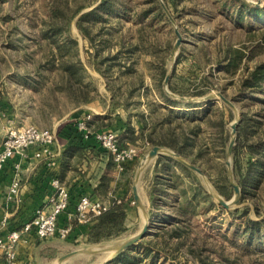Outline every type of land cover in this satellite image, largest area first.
<instances>
[{
	"label": "rangeland",
	"instance_id": "obj_1",
	"mask_svg": "<svg viewBox=\"0 0 264 264\" xmlns=\"http://www.w3.org/2000/svg\"><path fill=\"white\" fill-rule=\"evenodd\" d=\"M121 1L127 10L115 12L107 20H95L89 27L94 36V45L89 46L75 26L76 18H72L68 29L65 28L66 22L76 8L83 6L82 14L96 7L101 0H0L2 113H10L9 103L16 106V110L22 108L15 117L21 125L11 127L27 124L41 130H51L75 106L95 101L106 103L109 96L116 97L122 103L126 100V108L131 116L142 114L144 117H161L165 113L163 109L153 113L156 106L165 103L158 92L161 88L168 97L167 92L177 98L196 99L195 102H185L170 97L178 103H188L197 109L209 106L213 122L222 117L224 128L229 133L227 147L231 139V125L235 122L238 125L243 115L256 123L257 135L261 134L264 129V83L260 91L250 96H242L237 91L241 78L264 60V20L258 22L244 18L239 25L231 21L235 15L231 7L226 10L222 6V0H155L160 7L161 3L164 4L174 20L172 25L162 7L165 18L162 16L151 22L150 16L140 19L142 11L156 10L154 0H117L116 11L120 9ZM243 1L264 9V0ZM84 22L88 25L87 20ZM175 28L181 35V42L172 58L171 51L176 41ZM95 51H98L97 59H107L100 65L104 75L94 70L89 63V55ZM232 52H240L242 55L234 73L223 66ZM224 53L228 54L225 56L227 58H223ZM162 63H165V78L169 75V81L165 86L164 78L161 86L157 87L153 79L158 75ZM169 84L175 92L169 89ZM195 88L204 90L206 94L195 96ZM130 90L132 94L128 96ZM217 93L229 100L234 109L217 97L209 104L202 100L207 95ZM185 105L178 106L176 112L185 113L188 110ZM35 108L40 112L37 116ZM228 110L232 112L231 118ZM177 120L172 124L178 126L177 130H180L179 127L188 130L197 123L187 125L180 118ZM201 129L203 131L199 133L198 139L201 144L208 143V146V136L215 138L217 131H220L217 127L208 130L202 124ZM137 147L139 154H145L146 147L141 144ZM199 149H204V146L189 150L186 157L180 156L201 171L202 176L189 169L201 179L203 189L208 191L219 208H214L216 204H212L208 213L194 216L190 222L193 230L180 250L161 257L150 254V259L141 260V264H264L262 234H259L261 239L258 248L246 246V236H243L246 218H256L251 210L253 201L262 212L264 197L258 200L253 198L242 205L238 202L231 204L233 196L225 200L217 191L215 183H218V177L224 175L225 167L230 185L226 166L227 150L223 159L217 147L196 155ZM229 160L232 173V154ZM213 192L230 203L229 207L223 208L211 196ZM138 197L144 207L146 202L143 198L142 203L141 193ZM132 201L129 199L130 207L135 205L131 204ZM203 207H206L205 204ZM236 209L238 213H230ZM243 209H247L248 216H241ZM142 220L144 217L140 214L133 228L130 226L125 233L110 241L71 247L65 245L54 259L44 264H105L117 254L97 251L132 237ZM189 245H192L194 251L201 249L199 257L203 260H195L188 254ZM87 250L96 252L84 253ZM73 251H78V254L58 262L59 257ZM125 253L130 259L139 257L134 247L128 248Z\"/></svg>",
	"mask_w": 264,
	"mask_h": 264
},
{
	"label": "trees",
	"instance_id": "obj_2",
	"mask_svg": "<svg viewBox=\"0 0 264 264\" xmlns=\"http://www.w3.org/2000/svg\"><path fill=\"white\" fill-rule=\"evenodd\" d=\"M116 1L117 0H101L96 7L82 14L80 13L84 7L80 6L76 8L69 17L68 22H66L65 28L68 29L72 18H76L75 26L81 37L87 41L89 46H93L94 36L91 34L89 27L95 23V20H107V17H111L115 12H122L124 9L127 10L126 7H124V2L121 1L119 4L120 9L116 11ZM222 1V6H225L226 10L231 7V12L235 15L231 21L239 25L243 22L244 18H248V20L254 19L258 22L264 20L263 8L251 6L243 0ZM153 4L156 6V10L148 9L142 11L141 15H139L140 19L150 16L151 22L162 16L165 18L158 2L154 0ZM101 14H103V16ZM226 15L230 18V15ZM120 16L121 15H119V17ZM103 17L105 19H103ZM86 20L88 25L84 24ZM227 55V53H224L223 58H227L225 57ZM97 57L98 51L90 53L88 58L89 63L94 70L104 75L105 72L101 69L100 65L102 62H106L107 59L102 58L99 60ZM241 59L242 55L240 52H232L231 56L223 63V66H225L230 73H234ZM217 62L221 63V60ZM164 64L162 63L157 71L158 75L153 79L157 87L161 86L167 72ZM66 70L70 71L69 68H66ZM71 74H74V71H71ZM263 83L264 60L254 65V67L241 78L237 93L242 96H250L251 93L260 91L263 87ZM169 89L175 92L170 84ZM194 90L195 96H203L206 94V92L200 88H195ZM131 92V90L128 92V96L132 94ZM158 92L165 103L156 106L153 113L158 109H163L165 112L164 115L161 117H153L152 115L144 117L142 114H138L137 117L141 121V127L138 128L139 133L135 135L134 127L127 125L125 132L121 138L119 137V141L125 145L137 146L136 142L140 140L142 141V146L167 148L183 157L187 156L189 150L199 148L200 146H204V149H199L196 155H202L205 151H210L212 148L217 147L219 152H221V156L225 159L229 133L226 132L224 128L225 121L223 118L221 117L217 122H213L210 119L211 108L209 106L204 109H197L188 103H178L176 100L171 99L161 88H159ZM110 99V103H122L119 102L116 97L111 96ZM86 101L88 102V100ZM127 104L125 100V109ZM181 104H186L185 106H187L188 110L185 113L176 112L177 107ZM228 112V116L231 118L232 112L229 110ZM178 118L181 119L182 123L185 122L187 125L193 124V122L197 123L188 130L181 127H179L180 130H177L178 126H172V124L173 122H177ZM201 124L206 126L208 130L212 127L220 128L215 138L210 135L208 136L209 139L207 141L209 142V146L208 143L201 144L198 139L199 133L203 131V129H201ZM257 130L256 123L246 115H243L236 128L235 142L232 148V174L233 181L240 190L239 205L253 198L258 200L261 199V196L264 197V129L261 131L260 135H257ZM243 156L244 159L242 158ZM156 165L157 171H161L164 174L161 176H154V181L150 184L149 189L150 202L151 205L158 202L157 205L160 204L167 207L168 214L173 217L172 222L160 227L151 237L142 239L137 242L136 245L132 246L139 254L137 259L127 258L125 250L118 253L114 259L107 261L105 264H141V260L150 259V254L161 257L180 250V247L187 241L193 230V226L190 222L193 220L194 216L198 213L202 215L208 213L212 204H216L210 198L208 191L203 189L204 187L201 183V179L187 167L177 163L172 157L164 156L158 160ZM173 167L178 170V173L173 170ZM106 180L108 179L102 180V190H105L107 187L106 182H104ZM217 182L215 186L221 197L225 200L231 199L233 196V188L229 185L225 167L224 175L218 177ZM167 190H170V193H166ZM155 191L156 195L164 194L165 198L170 197L173 204L166 205L164 201L157 200L155 196L152 195ZM118 201L119 202L113 199L105 212L86 224L88 227L86 244H100L110 241L127 231L125 219L127 211L130 208V202L127 199H119ZM204 204L206 207H203ZM214 208H219V206L216 204ZM251 208L256 218L251 219L247 217L245 220L243 236H246V241L244 244L246 246L258 248L260 246L258 243L261 239L259 234L261 233V236L264 238V203L262 204V212L254 201L253 207ZM230 213H238V210L230 211ZM240 214L241 216H248L247 209H245V211L243 209ZM79 226V224L72 223L70 234L66 239H70L71 235L79 230ZM200 251L201 249L194 251L192 245L187 246L188 254L195 260H203L199 257Z\"/></svg>",
	"mask_w": 264,
	"mask_h": 264
},
{
	"label": "crops",
	"instance_id": "obj_3",
	"mask_svg": "<svg viewBox=\"0 0 264 264\" xmlns=\"http://www.w3.org/2000/svg\"><path fill=\"white\" fill-rule=\"evenodd\" d=\"M24 86L28 87L26 82ZM1 88L0 85V140L9 127L21 125L15 117L17 112L22 110L21 107L16 110V106L9 103L10 113H2ZM108 98L106 103L95 101L75 106L67 116L59 119L50 130L54 132L55 139L48 147V154L36 159L34 157L36 149L30 148L26 151L25 157L16 156L7 161L0 170V236L21 229L37 208L46 206L51 191V181L54 178L67 187L70 195L68 210L58 218L59 227L67 224V214L74 212V204L81 195L93 194L105 202H111L113 199L133 200V187H136L138 195L141 193L142 203L146 202L143 203V209L147 213L150 228L148 236L144 239L151 237L160 227L172 222L173 217L168 214L167 207L157 205L158 202L151 205L149 198L150 184L154 181V176L164 174L157 171L156 164L159 159L168 155H158L143 165L144 157L152 148L143 146L146 147L145 154L140 153L135 160L128 162L124 169L119 171L110 155L94 139L97 133H115L119 140L127 125L134 127L135 135L139 133L141 121H137V116L129 114L127 108L125 109V103H110V96ZM34 113L37 116L40 112L35 108ZM79 123H84V130L78 129ZM85 134H88V138H84ZM141 143L140 140L136 142L137 145ZM173 170L178 173L175 167ZM15 178L19 181L18 194L10 199L8 190ZM103 179H108L104 181L107 186L105 190H102ZM155 193L156 191L152 195L157 200L164 201L166 205L173 204L170 197L165 198L164 194ZM166 193H170V190ZM140 214L143 215V212L136 204L130 207L125 219L126 228L130 226L133 228ZM143 224L142 220L133 235L140 231ZM79 225V230L75 231L70 239L65 240L58 237L38 238L33 232L24 235L17 246L19 257L31 264H44L54 259L65 245L71 247L85 244L88 227L86 224ZM0 264H5L1 252Z\"/></svg>",
	"mask_w": 264,
	"mask_h": 264
},
{
	"label": "built area",
	"instance_id": "obj_4",
	"mask_svg": "<svg viewBox=\"0 0 264 264\" xmlns=\"http://www.w3.org/2000/svg\"><path fill=\"white\" fill-rule=\"evenodd\" d=\"M84 126V123H79L78 129L84 130ZM84 138H88V134H85ZM54 139L55 134L50 130H41L31 125L9 127L0 140V170L10 159L16 156L25 157L30 148L36 149V159L48 154V147ZM94 139L110 155L119 171L139 156L137 146L122 144L115 133H97ZM16 168L18 169V166ZM18 189L19 181L15 178L8 190V198H15ZM133 203L132 201L131 204ZM69 205L70 195L67 187L57 178L52 179L46 206L37 208L21 229L0 236V252L5 258V264H31L22 260L17 252V246L24 235L33 232L38 238L58 237L65 240L70 234L72 223H89L105 212L110 202H105L93 194L81 195L74 204V212L67 214V224L59 227L58 218L68 210Z\"/></svg>",
	"mask_w": 264,
	"mask_h": 264
},
{
	"label": "water",
	"instance_id": "obj_5",
	"mask_svg": "<svg viewBox=\"0 0 264 264\" xmlns=\"http://www.w3.org/2000/svg\"><path fill=\"white\" fill-rule=\"evenodd\" d=\"M161 7L163 9V11L165 12V14L167 15L169 21L172 23V25H174V20L170 17L167 9L165 8L164 4L161 3ZM174 33L176 35V41L174 43V46L172 48V51H171V57L174 58L175 57V54L177 52V49L180 45V42H181V35L180 33L178 32V30L175 28L174 29ZM169 81V75L166 76L165 80H164V85L167 86V83ZM167 94L171 97V98H177L175 97L174 95L170 94L167 92ZM219 98L224 104H226L227 106H229L231 109H234V106L233 104L227 100L221 93H217L216 95H207L205 97L202 98V100L206 101L207 103L214 100L215 98ZM178 100H181V101H185V102H195L196 99H192V98H184V97H179L177 98ZM209 104V103H208ZM236 125H237V122L233 123L231 125V139L229 141V144H228V147H227V161H226V166L228 167V175H229V179H230V185L232 186L233 188V198L232 200L230 201L231 204H235L238 202L239 200V197H240V190L239 188L234 184L233 182V176H232V173H231V170H230V156L232 154V148L234 146V141H235V133H236ZM168 155L170 157H172L173 159H175L178 163L184 165L185 167H187L188 169L196 172L198 175L202 176V173L201 171L196 168L193 164H190L188 162H186L180 155L178 154H175L169 150H165L161 147H157V146H154L150 149V151H148V153L146 154V156L144 157L143 161H144V164H147L151 159H153L154 157L158 156V155ZM132 191H133V201L134 203L142 210L143 212V217H144V224L142 226V228L140 229V231L133 235L132 237L126 239L124 242L120 243V244H117V245H112L110 247H107L105 249H102V250H98L97 252H108V253H121L125 250H127L128 248L132 247L133 245H136L137 242L141 241L142 239H144L145 237L148 236V232H149V228H150V225H149V219L147 217V213L146 211L143 209L142 205L140 204V200H139V197H138V194H137V191H136V187H133L132 188ZM211 196L214 197L218 203L223 207V208H228L229 207V204L226 203L222 198H220L217 193L213 192L211 193ZM96 252L95 250H87L86 252L84 253H94ZM78 254V251H73V252H70L64 256H61L59 259H58V262H63L65 261L66 259L74 256Z\"/></svg>",
	"mask_w": 264,
	"mask_h": 264
},
{
	"label": "bare ground",
	"instance_id": "obj_6",
	"mask_svg": "<svg viewBox=\"0 0 264 264\" xmlns=\"http://www.w3.org/2000/svg\"><path fill=\"white\" fill-rule=\"evenodd\" d=\"M107 248V247H106ZM105 249V248H104ZM108 253V252H107Z\"/></svg>",
	"mask_w": 264,
	"mask_h": 264
}]
</instances>
